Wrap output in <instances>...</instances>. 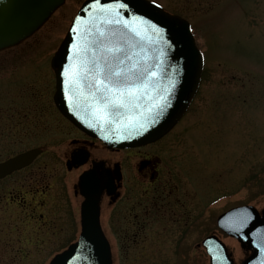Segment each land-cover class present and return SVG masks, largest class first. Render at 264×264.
I'll use <instances>...</instances> for the list:
<instances>
[{"label": "rangeland", "instance_id": "obj_1", "mask_svg": "<svg viewBox=\"0 0 264 264\" xmlns=\"http://www.w3.org/2000/svg\"><path fill=\"white\" fill-rule=\"evenodd\" d=\"M82 1L65 0L33 35L0 52V163L30 147L27 142L32 137L37 144H44L45 136L53 134L55 124H50V119H58L55 114L46 123L52 125L50 131L40 125L38 133H24L22 143L15 142L6 134L3 137V116L6 119L19 110L28 112L34 103L48 104L53 82L48 58ZM148 1L189 22L203 55L202 81L183 119L157 144L142 151L151 156L160 151L157 183H169L170 189L179 190L178 197L169 199V223H150L142 229L115 225L118 212L119 217H126L127 206L144 201L143 185L135 196L126 193L130 200L125 196L122 206H111L103 199L102 229L110 244L112 264H208L199 243L210 234L227 246L238 264L244 253L234 239L217 229L215 221L232 207L264 208V0ZM49 109L52 115V107ZM66 143L54 135L49 147L58 154L69 149ZM94 154L110 164L128 167L141 153ZM75 170L64 173L70 185L76 184L82 168ZM45 173H51L49 166ZM69 192L77 211L81 199L72 196V188ZM22 199L23 205L30 204L29 196L23 194ZM4 205L2 180V210ZM18 205V199L8 203V211L16 212ZM0 264H48V260L3 261L0 257Z\"/></svg>", "mask_w": 264, "mask_h": 264}, {"label": "water", "instance_id": "obj_2", "mask_svg": "<svg viewBox=\"0 0 264 264\" xmlns=\"http://www.w3.org/2000/svg\"><path fill=\"white\" fill-rule=\"evenodd\" d=\"M64 1L0 0V50L32 35ZM121 4L124 7H119ZM72 28L76 31L72 32ZM117 41L132 56L126 64L136 63L156 72L140 103L145 112L150 98L160 107L146 112L147 123L139 133L121 132L119 121L97 123L87 88L82 85L78 88L73 83V73L79 63L75 54L79 48L87 45V53L81 55L92 59L95 52L103 63L102 49ZM202 65L189 24L180 17L164 12L147 0H85L51 58L55 75L53 101L76 128L108 148L143 146L160 139L178 122L195 94ZM86 98L89 105L85 104ZM38 153L39 150H32L1 163L0 178L28 165ZM83 158L78 164L86 161V156ZM78 186L83 197L79 239L51 264H111L109 244L99 226V199L103 191L108 196L114 194L112 178L101 164H93L90 171L80 176ZM217 226L237 240L242 249L251 251L241 264H264V209L258 213L250 206L233 208L217 218ZM202 245L210 264H233L217 237H207Z\"/></svg>", "mask_w": 264, "mask_h": 264}, {"label": "flooded vegetation", "instance_id": "obj_3", "mask_svg": "<svg viewBox=\"0 0 264 264\" xmlns=\"http://www.w3.org/2000/svg\"><path fill=\"white\" fill-rule=\"evenodd\" d=\"M53 88L54 84L52 82V93ZM0 92L1 96L3 94V81H0ZM52 93L46 106L43 103H34V108L32 107V110L28 112L19 110L14 114H9L6 119L3 116V137L6 134L5 137H10L18 143H22L21 137L24 133H26L25 135L38 133L41 126L44 127L45 131H50L52 125H46L49 117L55 114L58 118L54 122L50 119V124H55V126H53V134L45 136L47 143L37 144L39 141L33 140L32 137L27 142L29 143L28 146H31L16 154L19 155L31 149H39L40 153L33 162L2 179L4 203L8 206V203L13 202L15 199H18L19 203L15 207L16 212L13 210L8 211L5 205L3 210L0 207V257L3 258V261H21L24 258H31L33 260L47 259L49 262L56 255L65 251L77 239L80 229V204L82 199L79 195L77 182L72 185H70L71 183L68 184L64 175V173H69L74 169L82 168L81 172L78 173L79 175L90 170L93 163L102 162L103 168L112 178L114 193L117 194V197H107L105 193H102L99 203V222L101 226V204L103 199L111 206H122V204H125L123 200L126 193L135 196L143 185L141 191H143L144 201L132 202L127 206L125 210L127 211L126 217H119L120 212L118 210L114 222L117 226L121 224L142 229L150 223L154 225L169 223V199L175 196L178 197L176 194L179 192L178 189L176 191L170 189L169 183H163L162 181L157 183L159 180L157 178L158 160L156 158L157 156L162 158L160 151H155L156 155L153 156L148 155L146 151L142 152L157 144L160 140L144 147L125 150L124 152H131L132 156L134 152L141 153L137 157L139 160L133 162L130 166L128 163V167L121 163L110 164L107 159L99 158L94 152H118V150H109L97 140L85 136L74 128L55 109L52 102ZM49 107L53 109L52 115ZM56 128H60V131H57ZM54 130L56 133H54ZM54 135L60 136L63 141H67L66 144L69 149L64 148L58 154L56 151H52L49 146L54 142ZM76 154H79V156L74 158V162L72 156ZM80 154L86 155V162L83 166L77 167L75 164L80 160ZM16 155L7 156L8 158L5 160ZM41 157H43L41 159L43 165L40 164L43 167L38 164L34 168L33 166ZM47 166L50 167L51 173H45V167ZM138 175L141 177V181L136 177ZM10 186L11 189H8ZM70 188H72V196L81 199L77 211L74 206L75 203L73 205L71 199ZM23 194L30 197V204L23 205ZM34 194H37L38 200L35 199ZM126 198H128V201L130 200L128 196ZM136 210H138L137 213H135ZM76 229L78 231L74 240L73 235Z\"/></svg>", "mask_w": 264, "mask_h": 264}, {"label": "snow or ice", "instance_id": "obj_4", "mask_svg": "<svg viewBox=\"0 0 264 264\" xmlns=\"http://www.w3.org/2000/svg\"><path fill=\"white\" fill-rule=\"evenodd\" d=\"M119 7L124 5L121 4ZM76 19L79 22L80 18ZM116 22L119 23V20ZM153 28L159 33V29L155 26ZM71 31L75 32L76 29L72 28ZM101 37L103 38L104 34H101ZM87 50V45H84L75 54L79 63L77 71L73 73V83L78 88L81 85L87 88L95 120L101 125L119 121L118 128L121 132L129 134L141 132L147 123L146 112L151 113L153 108L160 107L155 103L154 98H150L145 112L144 106L140 103L156 72L150 68L138 67L136 63L126 64V61L132 60V56L124 51L118 41L112 43L111 47L102 49L103 63L95 52L92 59L82 56L81 53L86 54ZM171 83L173 82L170 81ZM85 104L89 105V99H85Z\"/></svg>", "mask_w": 264, "mask_h": 264}]
</instances>
